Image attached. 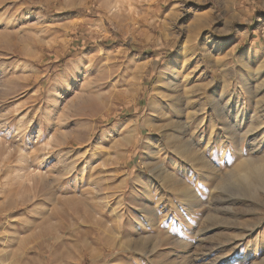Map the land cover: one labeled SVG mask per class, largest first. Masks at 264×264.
Listing matches in <instances>:
<instances>
[{
	"label": "rangeland",
	"instance_id": "1",
	"mask_svg": "<svg viewBox=\"0 0 264 264\" xmlns=\"http://www.w3.org/2000/svg\"><path fill=\"white\" fill-rule=\"evenodd\" d=\"M0 257L264 264V0H0Z\"/></svg>",
	"mask_w": 264,
	"mask_h": 264
},
{
	"label": "bare ground",
	"instance_id": "2",
	"mask_svg": "<svg viewBox=\"0 0 264 264\" xmlns=\"http://www.w3.org/2000/svg\"><path fill=\"white\" fill-rule=\"evenodd\" d=\"M182 49H183V48H182ZM172 64H175V63H172ZM172 70H173V66H167V67H165V70L162 71V72H163V73H162V77L164 78L165 75H170V74H172V72H173ZM170 77H171V76H170ZM171 78H172V79H171V86H172V83H173V82H176V79L173 78V77H171ZM182 81H185V79H182ZM182 81H181V82H182ZM160 83H161V79L159 78V80H158V82H157L156 84L158 85V84H160ZM166 84H167V83H166ZM169 84H170V83H169ZM169 84H168V85H169ZM165 86H166V85H165ZM169 86H170V85H169ZM169 86H168V87H169ZM174 86H175V85H174ZM174 88H175V87H174ZM169 89H170V87H169ZM168 100H171V99L168 98ZM151 128H152V127H151ZM154 129H156V128H154ZM157 131H158V130H157ZM157 131H156V132H157ZM124 141H125V140H124ZM124 143H125V142H124ZM184 151H187V150H184ZM184 151H183V153H185ZM187 152H188V151H187ZM247 162H248V161H247ZM259 162H260V161H259ZM259 162H258V163H259ZM260 163H261V162H260ZM249 164H250V163H249ZM251 164H252V163H251ZM256 164H257V163H256ZM262 164H263V163H262ZM259 165H260V164H259ZM250 166H252V165H250ZM254 166H255V165H254ZM240 167H241V166H240ZM250 168H251V167H250ZM254 168H255V169H258L257 166L254 167ZM243 169H244V168H243ZM243 169H242L241 171H243V173H244L245 170H243ZM245 169H246V168H245ZM247 169H248V165H247ZM247 169H246V170H247ZM255 173H256V172H255ZM238 174H239V173H238ZM244 174H245V173H244ZM250 174H254L253 170L250 171ZM240 175H241V174H240ZM247 175H248V174H247ZM242 176H244V175L242 174ZM248 176H249V175H248ZM245 177H247V176H245ZM250 178H252V176H250ZM248 179H249V178H247V180H248ZM255 179H256V178H255ZM244 181H245V180H244ZM255 190H256V189H255ZM249 210H250V209H249ZM1 211H2V210H1ZM5 215H6V214H5ZM6 217H7V215H6ZM3 233H4V232H2V234H3ZM4 234H5V233H4ZM5 239H6V238H5ZM3 241H4V240H3ZM6 241H8V239H7ZM7 244H8V242H7ZM3 245H4V244H3ZM4 251H5V250H4ZM2 253H3V252H2ZM4 253H5V252H4ZM4 253H3V257H5V256H4ZM7 254H8V253H7ZM0 258H1V257H0ZM2 260H4V259H2ZM0 261H1V260H0ZM263 261H264V260H263ZM7 264H8V263H7Z\"/></svg>",
	"mask_w": 264,
	"mask_h": 264
}]
</instances>
